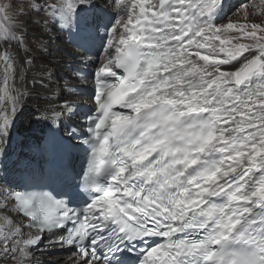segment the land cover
I'll return each instance as SVG.
<instances>
[{"label": "snow or ice", "instance_id": "1", "mask_svg": "<svg viewBox=\"0 0 264 264\" xmlns=\"http://www.w3.org/2000/svg\"><path fill=\"white\" fill-rule=\"evenodd\" d=\"M112 6L105 23L96 0L0 2V99L12 114L17 63L31 64L16 49L33 12L70 29L83 51L101 28L106 36L86 135L66 125L64 140L69 154L84 148L87 199L68 195L71 171L67 200L3 187L0 262L34 264L47 237L72 250L69 264H264V21H251L248 5L225 19V0ZM252 7L264 17V0ZM62 107L57 121L75 115ZM10 123L0 109V137Z\"/></svg>", "mask_w": 264, "mask_h": 264}, {"label": "bare ground", "instance_id": "2", "mask_svg": "<svg viewBox=\"0 0 264 264\" xmlns=\"http://www.w3.org/2000/svg\"><path fill=\"white\" fill-rule=\"evenodd\" d=\"M96 3L101 10L100 17L105 19L103 21L114 22L117 9L112 6V0H96ZM36 21L33 18L30 20L32 27L40 31L41 39L45 40L42 47L43 65L37 66L33 59L30 65L17 63L12 86L19 89L21 95L14 114L11 113V105H5L0 99V109L8 110L11 116L7 135L0 137V190L8 187L14 191L22 182L24 173L40 167L38 144L46 133H64L68 124L83 127L85 113L95 106L92 99L95 92L94 74L103 57L102 45L106 40L104 29L101 28L99 33L103 39L98 37L89 50L83 51L74 45L71 30L62 29L58 21L53 22L47 17L40 24ZM36 42L40 43L41 40H28L26 36V44L16 49L20 61ZM35 53L38 54V51ZM54 64H59L66 72L59 74ZM54 88L57 91L51 94ZM66 103L72 105L75 115L69 119L68 113L64 112L57 121L52 113L63 112L62 106ZM12 215L15 216L14 213ZM68 249L51 247L46 237L33 250L34 264H69L71 250Z\"/></svg>", "mask_w": 264, "mask_h": 264}, {"label": "rangeland", "instance_id": "3", "mask_svg": "<svg viewBox=\"0 0 264 264\" xmlns=\"http://www.w3.org/2000/svg\"><path fill=\"white\" fill-rule=\"evenodd\" d=\"M0 2L7 3L8 0H0ZM259 3H260V0H228V1H226L227 7L225 9V12H226L225 19H227L229 17H231L232 19L242 17L243 16V8L245 5H248V12L250 14L249 19L251 21H254L257 23L262 22V21H264V17H262L260 15H253L252 14V13L256 12V9L253 8L252 5L253 4L259 5ZM17 6H19V0H17ZM101 6H103V5H101ZM31 18L37 19L36 22L38 24H40L41 22H44L46 17L43 16V14H37V13L33 12L29 16L28 22H27V39L28 40L33 39L36 41H38V39L41 40L40 43L36 42L34 44V46L28 52V57L30 59L35 60L37 66H42L43 65L42 62H44L43 57H42V47H43V44H45V40L41 39L40 33H39L40 31H38V29L36 27L35 28L32 27V23L30 22ZM103 20H105V19H103ZM220 22H221L220 20H217V23H220ZM36 51H38V54L35 53ZM53 67L59 74H64L66 72L65 71L66 69L63 68L62 66H60L59 64H54ZM53 90H52L51 94H55V92L57 91V88H54ZM64 132H66V131H64ZM68 250H70V249H68Z\"/></svg>", "mask_w": 264, "mask_h": 264}]
</instances>
